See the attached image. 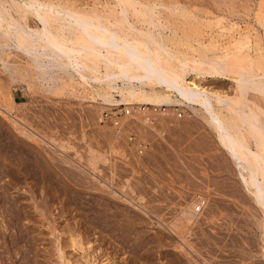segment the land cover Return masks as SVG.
<instances>
[{
    "label": "rangeland",
    "instance_id": "rangeland-1",
    "mask_svg": "<svg viewBox=\"0 0 264 264\" xmlns=\"http://www.w3.org/2000/svg\"><path fill=\"white\" fill-rule=\"evenodd\" d=\"M256 1L164 0L186 6L161 8L163 24L176 28L165 29L168 43L188 58L212 56L227 41L213 16L229 11L245 27ZM23 68L15 79L0 69V106L14 98L21 127L49 143L23 134L0 109V264H68L59 246L69 264L83 263L86 252L96 264H264L258 212L250 213L232 163L202 119L149 107L148 124L125 104L102 105L93 94L98 85L63 82L47 93ZM196 197L206 201L198 221L177 224ZM70 231L86 252L73 248Z\"/></svg>",
    "mask_w": 264,
    "mask_h": 264
},
{
    "label": "bare ground",
    "instance_id": "bare-ground-1",
    "mask_svg": "<svg viewBox=\"0 0 264 264\" xmlns=\"http://www.w3.org/2000/svg\"><path fill=\"white\" fill-rule=\"evenodd\" d=\"M255 4L247 13L250 23L245 27L229 11L214 15L221 23L218 34H227V41L217 44L219 50L212 56L188 58V54L168 43L165 29L173 32L176 28L163 24L161 15L162 7L185 8L182 2L0 0V69L15 79V70L23 67L11 65L12 58L25 60L23 69L47 93L61 89L63 82L92 88L98 85L93 94L102 100V105L125 104L124 110L138 112V117L148 124L154 116L146 111L149 107L168 117H182L181 110L187 118L198 116L232 163L250 213L258 212L264 257V2L257 0ZM141 22L144 26L139 25ZM226 80L231 84L218 86ZM10 100L0 109L13 117V125L28 137L37 135L49 143L43 135L21 127L20 105L14 98ZM96 154H90L89 164L96 165L100 158ZM203 198L184 206L179 217L174 218L178 219L177 224L198 221L197 209L206 202ZM129 201L136 204L134 199ZM69 234L73 248L86 252L79 233ZM183 238L182 246L191 248L186 236ZM58 253L64 263H70L61 246ZM88 256L86 252L85 261L77 264H96L95 257L89 260Z\"/></svg>",
    "mask_w": 264,
    "mask_h": 264
},
{
    "label": "built area",
    "instance_id": "built-area-1",
    "mask_svg": "<svg viewBox=\"0 0 264 264\" xmlns=\"http://www.w3.org/2000/svg\"><path fill=\"white\" fill-rule=\"evenodd\" d=\"M126 112L128 113V111L126 110Z\"/></svg>",
    "mask_w": 264,
    "mask_h": 264
}]
</instances>
